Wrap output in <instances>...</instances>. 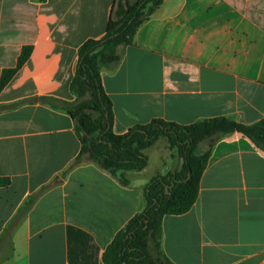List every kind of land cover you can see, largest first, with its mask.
<instances>
[{"label":"crops","instance_id":"0c3cea01","mask_svg":"<svg viewBox=\"0 0 264 264\" xmlns=\"http://www.w3.org/2000/svg\"><path fill=\"white\" fill-rule=\"evenodd\" d=\"M116 7L0 0V79L33 47L0 94V178L11 180L0 187V264H104L117 233L144 210L147 185L175 172L165 163L148 177L149 156L122 185L84 157L75 165L77 123L37 100H76L79 49L105 36ZM101 79L118 135L154 119L254 125L264 119V0H164ZM162 230L171 264H264V152L238 133L216 142L196 203L165 216Z\"/></svg>","mask_w":264,"mask_h":264},{"label":"trees","instance_id":"16d2710c","mask_svg":"<svg viewBox=\"0 0 264 264\" xmlns=\"http://www.w3.org/2000/svg\"><path fill=\"white\" fill-rule=\"evenodd\" d=\"M122 2L127 5L124 11ZM163 2L164 0H115V6L119 7L121 15L118 19H110L103 38L88 40L79 49L77 72L71 83V91L76 100L64 102L47 96L37 99L45 105L63 107L77 123L82 148L75 165L85 155H89L100 167L114 175L143 171L149 165V156L145 150L161 137L178 147L184 160L181 172L156 177L147 185L144 210L117 233L103 254L104 264H153L150 246L151 243H156L158 250L161 249L163 218L187 213L196 203L200 181L216 142L238 133L249 138L264 152V119L254 125H244L228 117H217L187 126L154 119L149 124L135 126L122 135L113 132V103L102 85L101 71L113 70L119 65L124 49L133 45L138 29ZM32 50V46H25L16 66L3 71L0 94L26 64ZM86 96V101L80 100ZM212 136H217V140L211 144L209 151H199L202 143ZM120 182L122 185L129 184V180L123 176H120ZM10 184L9 178H0V187ZM163 258L171 264L164 256Z\"/></svg>","mask_w":264,"mask_h":264},{"label":"rangeland","instance_id":"374dc122","mask_svg":"<svg viewBox=\"0 0 264 264\" xmlns=\"http://www.w3.org/2000/svg\"><path fill=\"white\" fill-rule=\"evenodd\" d=\"M121 6H122L123 11L126 10L127 8L126 3L122 2ZM120 15H121V12L119 11V7L117 6V8L115 9V13H114V19H118ZM87 99L88 97L86 96L80 100L86 101ZM207 140L208 141H204L202 143L199 151H202L203 153H207L209 149L211 148L210 147L211 144L217 140V136H212L208 138ZM145 153L147 155L149 153L148 156H150V159H151V166L149 168L148 173L146 174L148 175V177L151 175H155L156 173L162 174L167 167L166 165H164L165 163L166 164L169 163L171 166V169L175 170V172H181L184 168V160L181 158L178 147L171 145V143L169 142L167 138H164V137L159 138L152 146H150L148 149L145 150ZM84 158L95 162L94 160L90 158L89 155H85ZM132 172H141V171H132ZM128 174L129 172H120L118 175H115V176L119 179V181H120V176H123L124 179L129 180V183H130ZM168 175H165V176H168ZM154 178H156V176ZM150 250H151V255L154 259L153 264H168V262L163 258V254L161 250H158L156 243L155 244L151 243Z\"/></svg>","mask_w":264,"mask_h":264}]
</instances>
